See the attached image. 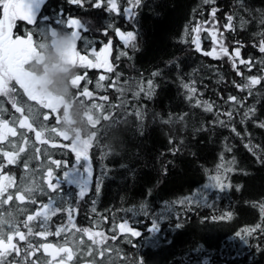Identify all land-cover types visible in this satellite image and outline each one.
<instances>
[{
  "label": "trees",
  "instance_id": "trees-1",
  "mask_svg": "<svg viewBox=\"0 0 264 264\" xmlns=\"http://www.w3.org/2000/svg\"><path fill=\"white\" fill-rule=\"evenodd\" d=\"M95 2L82 0L78 5L69 0H46L38 20L43 30L47 24L63 28L55 24L60 13L64 19H81L88 29L86 32L81 29L82 51L85 41L98 49L112 42L114 71L107 72L103 81L99 80L102 75L98 70L78 68V74L87 73L86 80L91 81L87 87L93 93L90 99H80L90 105H102L94 109V118L99 116L100 120L93 127L99 131L88 153L92 167L89 191L77 200L75 185L63 184L62 192L49 190V195L57 197L58 202L60 196L67 200L68 193L73 194L70 205L74 209L75 227L68 225L65 211L48 222L52 233L60 226L70 229L59 236L27 237V229L23 227L27 215L42 211L41 205L48 203L49 195L37 191L33 197L35 204L29 203L27 196L24 201L14 196L0 206V215L14 220L27 237L14 238L21 251L19 255L13 252L7 260L21 264L29 240L34 248L45 242L61 246L68 240L65 246L72 252L69 264H264V232L257 229L247 236L243 231L257 224L264 229V212L260 208L264 204V127L259 126L264 123V81L254 86L251 93L236 86H243L245 77L261 75L264 67L260 63L264 53L259 51L260 34L264 33L261 23L264 0H242V4L241 0H215L214 4H205L204 0H141L138 6L129 0H115L118 10L112 12L107 10V0L100 8L94 7ZM129 8L134 15L125 11ZM230 15L234 30L225 27ZM45 16L51 20L46 21ZM241 19L245 22L243 27ZM197 25L201 26V51L191 42L197 35L192 29ZM117 29L134 32L136 46L125 45ZM214 30H218L215 38ZM216 42L227 46L230 56L242 45L235 67L229 56L216 59L203 54L211 51ZM239 59L250 60L251 67L239 64ZM154 72L158 75L152 76ZM149 80L154 85L150 97L137 87L139 83L146 89ZM182 83L196 88L193 100L187 99ZM74 91L77 93V89ZM229 96L237 97L240 104L229 100ZM196 99L201 106H194ZM204 101L212 104L211 112L204 110ZM0 102V118L17 130L16 136L9 135L0 141V149L15 151L10 144L25 148L12 164L7 163L0 151L3 161L0 176H10L15 181L9 192L17 193L23 184L46 183L45 169L41 167L47 163L46 154L48 159L67 161L68 167L73 165L74 153L70 148L52 147L53 143L66 145L70 141L45 132L43 138L49 139V143L41 144L34 132L21 129L14 122L13 118L19 119L21 114L10 102L6 99ZM22 102L18 96L17 105L24 107V114L29 115L37 130L41 124L49 129L60 127L55 115L45 109L38 110L49 115L47 121H43L42 115L33 119L29 105ZM249 109L254 114L244 118ZM229 111L231 119L225 114ZM216 113H220L219 117ZM181 116L183 120L178 119ZM110 120L116 124L106 135L103 124ZM21 133L26 134L27 144L23 143ZM37 147L39 152L35 151ZM221 164L224 167L219 171L232 185L230 189L209 188L211 197L207 204L170 206L205 188ZM227 168L231 171L225 172ZM61 173L62 169L54 168L55 175ZM130 208L132 211L128 212ZM221 216L226 218L220 219ZM125 219L139 236L130 237L119 231L118 225ZM29 223L34 233L40 230L39 219ZM8 228L4 225L5 231ZM77 229H89L97 235L89 240ZM48 261L50 258L39 248L24 264Z\"/></svg>",
  "mask_w": 264,
  "mask_h": 264
},
{
  "label": "snow or ice",
  "instance_id": "snow-or-ice-1",
  "mask_svg": "<svg viewBox=\"0 0 264 264\" xmlns=\"http://www.w3.org/2000/svg\"><path fill=\"white\" fill-rule=\"evenodd\" d=\"M104 0H96L94 3V7L100 8L103 4ZM130 3H133V6H138L141 3V0H129ZM215 0H204L205 4H214ZM46 3V0H0V8H2V16L3 18L0 19V96L8 97L15 108L17 113L21 114V117L19 119L13 118L15 123H18L19 128L21 129H27L28 132H34L35 139L39 141L41 144H47L49 143V139H44V133L49 132L51 134H54V137H62L65 141H70V144L68 145H57L55 143L52 144V147H68L70 148L71 152L74 153V163L71 167H68L67 161H60V160H54V159H48L46 154L47 163L44 165H41L42 168L45 169V174L43 175V180L46 182L44 184L40 183H31V184H23L20 188L17 189V193L9 192L8 190L13 187L15 181L13 177L10 176H0V206H2L4 203H7L8 201H11L13 197L15 196L16 199L20 201H24L26 196L29 200V203L35 204L36 200L33 198L34 194L39 191L43 195H49V190L51 192H62V185L66 184L69 187H72L73 185L77 186L78 191L75 193L77 200L83 199L84 196L89 191V184L90 179L92 176V167L91 162L89 159V148L92 146L93 139L95 135L88 139V140H70L69 137L61 130L60 127H52V128H46L43 124L40 125L39 130L33 127V124L29 120V115H25V109L24 107L17 106V100L16 98L11 95V93L14 91V87L10 88V85L15 82V85H17L22 91L23 94L27 97L30 101H35L38 105H40L43 109H48L53 114L58 115L55 116L57 125L60 124V112L58 111V106L55 102V99H50L47 102H44L37 96L33 95L30 91V82L27 79L31 75V73H27L25 71V65L28 64L32 58L33 55L37 53V45L42 40L43 34L45 31L50 30L52 26L50 24H47L43 30H41L42 38L39 41H34L33 36L31 32H26L25 36L26 38H21L20 36H17L16 38H13V28L15 26V22L19 19L21 21H26L28 25H36L37 24V14L35 12V8L37 4L43 5ZM69 3L78 4L80 5L82 3V0H69ZM108 4V11L112 12L117 9V4L115 0H107ZM242 4V0H241ZM130 16L134 15L131 11V9L125 10ZM216 13V9L213 8L211 11V15L214 17ZM46 21H50L51 18L48 16L43 17ZM228 23L225 25L227 29L234 30L233 24L231 21L233 20V17L230 15L227 17ZM243 19L240 21V26L243 27L244 25ZM261 23H264V18H262ZM55 24L63 26V29L70 30L72 32V35L74 38L79 41L82 39L81 35V29L86 32L87 26L85 24H82L80 20L68 18L64 19L62 18V13L57 14L55 18ZM117 34L121 37V39L124 41L125 45H129L132 47H135V41H136V34L134 32H120L119 29L116 30ZM192 31H194L197 35L195 39H193L191 42L195 45L197 51H201L200 46V36L199 33L201 32V26L197 25L195 26ZM218 30H214L212 32L213 38L216 36V32ZM188 30L186 29V33ZM261 39L259 41V51L261 53H264V33L260 34ZM219 43V51L214 47L211 51L204 52V55L213 56L216 59H220L224 56H229L230 60L232 61L233 66L235 67L237 63V58L240 57V47L242 45L236 47L233 52L234 55L229 54V49L227 46H225L222 42ZM40 47H43V44H39ZM90 46V43L88 41H85V50H87ZM109 45H105L104 48H102L100 51H97L95 47H91L90 55L91 59L89 58L88 54H81V51L77 49V46L74 48V50L69 54L70 56V62L73 64L78 65L80 68H104L107 70V72H113L114 67L112 63L109 61ZM122 55H127V53H122ZM119 59V57H117ZM239 64H245L249 68L251 67V61H245L244 59L238 60ZM260 63L264 65V60H261ZM237 74L239 75V71H237ZM158 73L154 72L152 73V76H156ZM87 73L78 74L75 79H73L72 83L75 86V89H77V98L85 97V98H91L93 96L92 91H90L87 87V84L91 83L90 80H86ZM105 79V76H100L99 80L103 81ZM117 79H119V73H117ZM84 81V86L81 87V82ZM245 83L243 86L236 85L237 87H242V89H247L249 93H251V89L261 84L262 81H264V67L261 69V75L259 76H251V77H245ZM97 87H101L100 84H97ZM137 87L139 88V91H144L147 96H151L154 85L152 80H149L147 82L146 89L145 87H141L139 83L137 84ZM182 87L187 90V99L190 101L193 100V98L196 96V88L189 83H182ZM134 95H138L137 93H134ZM104 99H107V97H104ZM231 101H235L237 104H240V101L237 99V97L229 96L228 98ZM84 100V99H82ZM2 104V102H0ZM93 109L101 108L102 105L92 103L91 104ZM194 106H201V101L199 99L195 100ZM203 108L207 112L212 111V104H210L207 101L203 102ZM28 112L32 116L33 119H36L38 116L42 115L43 121H47L49 119V115L47 113H40L39 111H35L31 106H28ZM253 113V109H249L244 112V118L249 117V114ZM229 119L232 117V112L229 111L225 113ZM217 117H219L220 113H216ZM90 120H92V117H89ZM104 119H108L107 116L104 117ZM179 120H183V116L178 118ZM99 121H96L95 124L92 126L94 127ZM170 121H165V123H169ZM219 123L223 124V121H219ZM260 127H264V123H261L259 125ZM235 129H233L234 131ZM16 136L17 130L15 127H10L7 120H4L0 118V141H3L7 139V137ZM21 137L23 139V143L27 144V138L25 133H21ZM53 137H50V139ZM10 147L15 149V151H2V155L4 158L7 159L8 164H12L16 162L17 156L19 153H22L25 151V148L23 146L16 148L15 144H10ZM36 152H39L40 149L37 147L35 148ZM83 162V163H82ZM27 166V162H26ZM224 166L218 165L217 166V172L215 175H212L209 177V179L212 181L208 185L205 186V188L201 189L200 191L196 192L194 195L190 197H185L183 200L172 202L170 206L173 208L175 204L184 205L186 208L195 205L199 206L201 203L207 204L210 199V194L208 189H218L221 191H226L232 187V185L227 181L226 176H222L219 169L223 168ZM3 168V161L0 160V171H2ZM54 168L55 169H62L61 175L57 176L54 174ZM231 168L225 169V172H230ZM99 191V182L97 184V192ZM7 193V195H5ZM73 194L71 192L68 193V199L65 200L63 196L59 197V202L57 197H52L49 195V201L46 204H42L41 208L42 211H36L35 215H27V219L23 223V227L27 229V237H33V236H47V235H57L59 236L62 232H65L66 230H70L67 228V226H60L57 228V231L55 233H52L49 228V221L52 216L56 215L57 213L61 211L67 212V221L68 225L71 227H75L74 221L72 219V213L74 209L70 205V198ZM95 203V202H93ZM67 205V206H66ZM141 208L144 207L143 204L140 205ZM261 211L264 212V204L260 205ZM93 211H95V208H93ZM128 212L132 211V208L127 210ZM8 216L11 217L12 213L9 212ZM231 214H228L227 218H230ZM226 217L221 216L220 219H224ZM39 219V231L33 232V226L29 223L33 220ZM179 219V218H178ZM4 225H8V231L4 230ZM177 226H180L179 224ZM119 231L126 232L130 234V237H136L139 236L140 233L136 230H134L133 227L130 226L129 221L127 219L124 220V222L120 223L118 225ZM257 229H260L262 232H264V229L261 228L260 224L255 225L252 228L244 229L243 231L247 234V236H251L252 233L256 232ZM77 231H80L88 236L89 240H92L94 235H97L96 233H92L89 229H77ZM241 235V233H240ZM19 237V240H25L26 234L20 230L19 227H17L16 223L12 219L5 218L4 216L0 215V264H12V261H8L7 257L11 255L13 252L17 253L19 255L21 249L17 247L16 243H13L14 238ZM244 239H246L245 236H242ZM247 240V239H246ZM68 240L64 241V244H62L59 248H55L52 244L38 243L36 247L34 248L31 240H29L28 244L24 247V257L22 258L21 264H24L25 261H27V257L31 254H33L35 251H37L39 248H43L45 252H48V254L55 260V257L58 253L63 252L66 254L67 259L71 260L72 258V252L71 250L66 247ZM51 249V251H49ZM63 257L61 258V261L59 264H63ZM13 260H15V257H13ZM34 264V262H33ZM47 264H52L51 261H48Z\"/></svg>",
  "mask_w": 264,
  "mask_h": 264
},
{
  "label": "clouds",
  "instance_id": "clouds-1",
  "mask_svg": "<svg viewBox=\"0 0 264 264\" xmlns=\"http://www.w3.org/2000/svg\"><path fill=\"white\" fill-rule=\"evenodd\" d=\"M39 44H43V47ZM76 46L77 40L70 30L52 27L43 34L37 45V53L25 65V71L31 73L27 79L33 95L44 102L55 99L60 112L61 130L70 140L83 141L92 138L99 131L94 130L92 125L99 121L100 117L94 118L92 106L85 100L77 98L74 91L72 81L78 75L79 67L70 62L69 54ZM89 117L93 119L90 120ZM115 124L116 122L111 120L103 124L106 135Z\"/></svg>",
  "mask_w": 264,
  "mask_h": 264
},
{
  "label": "flooded vegetation",
  "instance_id": "flooded-vegetation-1",
  "mask_svg": "<svg viewBox=\"0 0 264 264\" xmlns=\"http://www.w3.org/2000/svg\"><path fill=\"white\" fill-rule=\"evenodd\" d=\"M43 6H44V4L43 5L37 4V7H38L37 22H38V20H40V12H41ZM2 18H3V16H2ZM39 25H40L39 22H38V25H28L26 21H21V20L18 19L15 22V26L13 28V38H16L17 36H22V37L26 38L25 33L26 32H31L34 41H39L42 38V33H41L42 28ZM32 29H34V31ZM79 41H78L77 49L81 51V54H88L89 58L91 59V57H90L91 48H89L87 50L84 49L82 51ZM94 69L98 70L99 74L103 75V76H105L106 73H107L106 69H103V68H94ZM11 87H14V91L11 93V95H13L16 98L17 102H18V96H19L21 99H23L22 103H27L34 110L40 109L41 112H42L43 108L40 105H38L35 101L28 100L27 97L23 94V91L17 85H15V82H13ZM0 99L8 100L10 102V104H11L10 106L13 107V105H12V103H11V101H10V99L8 97L4 98L3 96H0ZM17 106H20V105H17ZM13 109L15 110L14 107H13ZM45 110H47L48 113H51L50 110H48V109H45ZM51 114H53V113H51ZM0 116H1V114H0ZM63 264H64V262H63Z\"/></svg>",
  "mask_w": 264,
  "mask_h": 264
},
{
  "label": "rangeland",
  "instance_id": "rangeland-1",
  "mask_svg": "<svg viewBox=\"0 0 264 264\" xmlns=\"http://www.w3.org/2000/svg\"><path fill=\"white\" fill-rule=\"evenodd\" d=\"M35 12H36V14L38 13V7L36 6V8H35ZM73 19H77V18H73ZM78 20H80L81 21V23L83 24V21L81 20V19H78ZM111 46H112V42L111 43H109ZM216 49H217V51H219V44L216 42L215 43V46H214ZM213 47V48H214ZM96 50L97 51H100V48L98 49V48H96ZM90 57H91V55H90ZM92 58V57H91ZM110 62L112 63V65H113V52L111 53V56H110ZM104 69V68H103ZM12 86V85H11ZM4 98H6L5 96H3ZM59 113H57V114H54L55 116L56 115H58ZM68 144H70V142L69 143H67L66 145H68ZM83 163V162H82ZM135 230V229H134ZM137 231V230H136ZM14 243V242H13ZM64 258L63 259V262H64V264H69V262H68V259H67V256H66V254L65 253H63L62 252V254L58 257V259L56 260V261H51L52 262V264H57V263H59L60 261H61V258Z\"/></svg>",
  "mask_w": 264,
  "mask_h": 264
},
{
  "label": "water",
  "instance_id": "water-1",
  "mask_svg": "<svg viewBox=\"0 0 264 264\" xmlns=\"http://www.w3.org/2000/svg\"><path fill=\"white\" fill-rule=\"evenodd\" d=\"M20 37H21V38H24V37H22V36H20ZM77 45H78V41H77ZM105 45H109V44H103V45L101 46V49L104 48ZM109 52H110V55H109V61H110V56H111V53H112V47H111V45H110V48H109ZM46 243H48V244H52L55 248H59V246H57V245L54 244L53 242H46ZM49 251H51V249H50ZM42 252H43L44 255H46V256H50V255L48 254V252H45V251L43 250V248H42ZM60 253H61V252H60ZM60 253H58V254L56 255L55 259L58 257V255H59ZM50 257H51V256H50ZM51 258H52V257H51ZM52 259H53V258H52Z\"/></svg>",
  "mask_w": 264,
  "mask_h": 264
}]
</instances>
